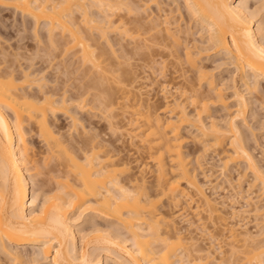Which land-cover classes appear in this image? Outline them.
<instances>
[{"label":"bare ground","instance_id":"6f19581e","mask_svg":"<svg viewBox=\"0 0 264 264\" xmlns=\"http://www.w3.org/2000/svg\"><path fill=\"white\" fill-rule=\"evenodd\" d=\"M0 5L34 18L38 42L36 51L22 42L30 35L25 20L16 36L8 25L4 36L0 33V264H264V148L255 152L256 127L247 119L250 110L259 114L256 104L264 110V0L254 5L252 0H0ZM43 20L44 38L36 27ZM110 32L117 36L110 38ZM119 49L130 59L140 54L142 78L161 85L162 102L144 97L141 83L140 94L137 84L128 88L126 62L109 60L122 54ZM40 62L61 75L82 68V80L74 86L66 79L72 90L66 81L60 83L64 88L49 85L53 79L41 73ZM222 65L228 76L214 71ZM113 82L124 85L114 89ZM231 95L236 104L227 102ZM73 106L98 110L111 133L126 125L143 155L137 149L139 155L128 158L119 138L117 144L107 137L98 122L89 125L99 129L88 128ZM128 106L137 108L129 117ZM216 106L229 112L225 119L212 116ZM117 109L122 123L115 119ZM58 113L70 116L75 134L61 130ZM185 127L200 148L188 146ZM29 132L45 142L43 163L28 144ZM209 153L217 157L230 196L217 193L220 184L211 173H203V180L197 176ZM242 161L244 170L234 178L232 166L238 169ZM41 169L51 174L46 183L37 181ZM243 180L249 185L245 195ZM239 197L245 203L229 204L228 211L226 202ZM183 202L193 203L196 220L175 210ZM77 205L93 214L88 219L99 216L107 226L83 233L76 216L63 211ZM245 211L258 219L256 232L234 220ZM205 222L212 227L217 222L216 232L201 226ZM196 230L208 244H200ZM220 236L230 254L216 245Z\"/></svg>","mask_w":264,"mask_h":264},{"label":"rangeland","instance_id":"374dc122","mask_svg":"<svg viewBox=\"0 0 264 264\" xmlns=\"http://www.w3.org/2000/svg\"><path fill=\"white\" fill-rule=\"evenodd\" d=\"M259 0H252V5H254V4H256L257 2H258ZM23 13L19 10H17V9H15V8H13V7H6V6H1L0 5V30H1V34L3 33V30L4 29H6L7 28V25H8V28L7 29H10L11 28V30H12V32L14 31V36H16V31H17V27H21L22 28V22H23V20H25L26 22H28L29 23V25H28V31H27V33L29 34L30 33V35H29V39H25V41H22V42H27L26 44L28 45V46H30L31 48H32V50L33 51H36V49L38 48V46H37V40H35V37L33 36V27H35V24H37V23H35L34 21L35 20H33L34 18H31V17H29L28 15H26V14H23ZM14 21V22H13ZM22 21V22H21ZM31 21V22H30ZM12 23L15 25H12ZM18 23V24H17ZM21 25H20V24ZM32 23V24H31ZM35 23V24H34ZM43 24H45V21L43 20L41 23H39V25H37L36 27H38L39 26V30H38V32L40 33V35L41 36H43V38H44V35L46 34V27H43ZM257 24V23H256ZM5 25V27L6 28H4L3 26ZM11 25H12V27H11ZM31 27H32V29H31ZM19 29V28H18ZM34 30H35V28H34ZM114 34V35H113ZM108 35H110V38H112V37H116L117 36V34L115 35V33H113V32H110V33H108ZM3 36H4V33H3ZM30 36H32V38H30ZM112 36V37H111ZM1 37H2V35H1ZM16 38H18V36L17 37H13L12 39H10V42H12V43H14V42H16L17 41V39ZM29 40V41H28ZM127 41H128V39H127ZM130 41V40H129ZM129 41L127 42V45L130 47L131 46V44L129 45ZM43 42L45 43L46 42V40L45 39H43ZM43 42H41V43H43ZM29 43V44H28ZM48 45V47H49V44L48 43H45V45ZM35 45H36V47H35ZM44 45V46H45ZM46 45V46H47ZM133 45V44H132ZM43 46V45H42ZM45 46V47H46ZM51 47V46H50ZM62 47V46H61ZM61 47H59L60 49H61ZM118 46H115V48H117ZM63 48V47H62ZM30 49V48H29ZM62 50V49H61ZM60 50V51H61ZM57 51L58 52H60L58 49H57ZM121 50L119 49L118 50V54L119 53H122V54H119L118 55V57H115V56H112V55H110V59L109 60H112L113 58H115V61L116 60H120V61H122V62H126V64H125V62H124V64H125V66H123V68H122V70L124 69V71L126 72V70H127V72H129L130 73V75L131 76H128V78H130V77H132L131 79H127L128 80V82H127V80H125V78L123 79L124 80V83H126V85L128 84V88H130V86L131 85H136V88L134 89L135 90V92H137V94L140 92V90L138 91L137 90V88L139 89V87H140V83H141V87H142V93H143V96L144 97H146V98H149L152 102H156V103H158V102H162V100H163V94H164V91L161 89V85H159V83L156 81H152L151 79H147V78H142V71H140L141 70V68H140V58H139V56H140V54L138 55V54H135V55H137V56H135L134 57V55H132L131 56V59L128 57V56H126V54L125 55H123L124 54V52H120ZM57 52V53H58ZM62 52V51H61ZM121 55H123L124 56V58H123V56L121 57ZM130 56V55H129ZM59 58H60V56H59ZM123 58V59H122ZM39 60L40 61H42L39 57H36V58H34V61L36 62V64H35V66H39V64L37 65V63L39 62ZM44 60V59H43ZM56 60V59H55ZM54 60V61H55ZM114 60V59H113ZM127 60V61H126ZM44 62V61H43ZM75 62H77V61H75ZM119 61H117V63H118ZM41 63L42 62H40V65H41ZM49 63V62H48ZM47 62L44 64V63H42V65L40 66V68H42V71H41V73H43V71L45 72V73H47V74H49V75H47V78L48 79H53V80H48L47 81V83L50 85H53V84H56V83H59L58 85L59 86H61V87H63L64 88V86H62L61 84H63V82L64 81H66L67 82V80L69 79V77H70V79L68 80L69 82H74L73 84H74V86L78 83V81H80L81 82V71H80V69H82V68H78V70L80 71H74L75 69H73V71L75 72V74H73L74 72L72 71L71 72V69H72V67L70 68V72H69V74L71 75H64V74H62V75H64L63 77H62V75H61V71L59 72L57 69H53V66H50L49 64H48ZM215 65L218 63V61H216V63L215 62H213ZM47 64H48V66H47ZM80 64V63H79ZM78 64V65H79ZM213 64V65H214ZM120 65H122V64H120ZM214 65V66H215ZM73 66H77V65H75V63H74V65ZM49 67V68H48ZM77 67H79V66H77ZM122 67V66H121ZM44 68V69H43ZM74 68V67H73ZM224 68V69H223ZM129 69H131V70H129ZM221 70V71H220ZM226 70V71H225ZM214 71H216L217 73H219V72H221L222 74H224L225 76H228L229 74H228V72H227V69H226V67H224V65H222L221 67H218V68H216ZM59 72V73H58ZM119 72L120 73H122L123 71H120L119 70ZM125 72H123V73H125ZM45 73H43V74H45ZM55 73V74H54ZM58 73V74H57ZM77 73V74H76ZM78 74H80V76L78 75ZM127 74V73H126ZM228 74V75H227ZM59 75V76H58ZM129 75V74H128ZM140 75H141V77H140ZM79 76V77H78ZM66 77V78H65ZM126 77V76H125ZM58 78V79H57ZM67 79V80H66ZM73 79V80H72ZM78 79V81H76ZM81 79V80H80ZM133 80H134V82H133ZM50 81V82H49ZM61 81H63V82H61ZM83 81H85L84 79H83ZM126 81V82H125ZM69 82H67L68 84H67V86H65L66 88H69L70 86V84H69ZM123 82V81H122ZM61 83V84H60ZM76 83V84H75ZM133 83V84H132ZM78 84H80V83H78ZM167 84V83H166ZM63 85H66L65 84V82H64V84ZM112 85H113V88L114 89H116L115 87H117L118 88V85H124V84H122V83H120V84H118V83H112ZM71 86H73V85H71ZM111 86V85H110ZM205 86V85H204ZM111 88V87H110ZM70 89H71V87H70ZM72 90V89H71ZM71 90H69V92L71 93ZM232 90L233 89H227V93H233L232 92ZM246 92V91H245ZM229 93V94H230ZM140 94V93H139ZM246 96H248V94L246 93ZM227 102L228 103H230V104H236V100H235V97L234 96H230V98H228L227 99ZM134 107V106H133ZM133 107L132 106H128L127 107V109H128V112H127V114H128V116L127 117H129L130 115H131V112L132 113H134V111L135 110H137V108H136V106L134 107L135 109H133ZM235 107H232V108H230V110H232V109H234ZM255 108H257V110H258V112H259V114L257 115V113H255L256 112V110H253V111H249V113H248V115H247V119L249 120L248 122H249V124L250 125H253V126H255L256 128L254 129V132H255V134L256 135H254L255 136V138H257V140H258V142L257 143H255V141L254 140H251V142H253L252 144L256 147V150H255V152L256 153H258V154H261V151H262V149L261 148H264V125H261V127H260V125H259V122L258 121H262V120H264V110L261 108V106H260V104H258V106H257V104L255 105ZM254 108V109H255ZM77 111V116L82 120L81 122H83L84 124L86 123L87 124V127L89 128V127H91V126H96L95 128H94V130H97L96 128H98V125H95V123L93 124V123H91L90 125H89V122L90 121H94V122H98V124L99 125H102V126H104L105 128H106V131L109 133L108 135H107V137H110V138H112L117 144H119L120 146H124V147H127V148H124L125 149V151H123V154H125V155H127V157L128 158H130V159H132V160H134L135 158H133V157H135V156H138L139 155V152H138V150H140V152L143 150V148H142V145H141V143L137 140V141H133V143H131V141H132V139L130 138V137H128L129 135H127L128 133L127 132H125V131H127V129H126V125L125 126H123L118 132H120L121 130V132H122V137H121V135H119V133L118 132H116V133H111V131L107 128V126H105V123L107 124V122H105V121H103V118H102V116H100V112H98V110H95V111H91V110H89V111H84V110H81V109H79V108H77L76 106H73V107H71V111ZM97 112V113H96ZM115 112H117V113H115ZM136 112V111H135ZM114 113L116 114V117H115V119H117V117L119 118V123H122V122H120L121 120H122V111H120V109L118 110H115L114 111ZM210 113H212V116L215 118V119H218V120H221V119H225L226 117H227V115H228V111L227 110H225V109H223L221 106H216V107H213V109L210 111ZM255 113V114H254ZM92 114V115H91ZM96 114H98V115H96ZM263 114V115H262ZM117 115H119V116H117ZM254 115L255 116H257V117H254ZM57 116L59 117V121H58V125H60L61 127V130L65 133V134H69V133H71V131H72V133L73 134H75V128H74V126H73V122H72V120H71V118H70V116L68 115L67 116V114H65V113H58L57 114ZM98 116V117H97ZM91 117V118H90ZM94 117V118H93ZM96 117V118H95ZM102 118V119H101ZM255 118V119H254ZM91 119V120H90ZM257 119H258V121H257ZM261 119V120H260ZM100 120V121H99ZM126 120V119H125ZM256 122V123H255ZM258 123V124H257ZM242 125H244V124H242ZM80 127V126H79ZM79 127H77V128H79ZM129 126H127V128H128ZM243 128H244V130H247L246 132H249V133H252V131H253V129L252 130H249V128L248 127H246L245 125L244 126H242ZM246 127V128H245ZM258 127V128H257ZM263 127V128H262ZM72 128V129H71ZM80 129V128H79ZM99 129V128H98ZM120 132V133H121ZM183 132H184V134L185 135H188V140H190L189 142H188V146L189 147H191V148H200L201 147V144L200 143H197V142H194V141H192L191 140V137H193V135H194V133H193V131H191V130H189L188 128H184L183 129ZM191 136V137H190ZM123 137H125V139H123ZM130 138V140L128 139V138ZM119 138V139H118ZM121 138L123 139V142L124 143H121L122 142V140H121ZM251 138H253V135L251 136ZM117 139L119 140V143H118V141H117ZM120 140H121V142H120ZM125 140V141H124ZM139 142V143H138ZM262 143V144H261ZM28 144H29V146L33 149V152H36L37 154H36V156H38V157H40L39 159L41 160L40 162H42L43 163V157L44 156H46L47 155V153H44V151H45V149H46V146H45V142L42 140V138L41 137H39L38 135H36V134H34V132H29L28 133ZM121 144H123V145H121ZM258 144V145H257ZM138 145H140V148H138L139 146ZM138 146V147H137ZM138 149V150H137ZM37 150V151H36ZM40 150V151H39ZM42 150V151H41ZM128 152H127V151ZM43 152V153H42ZM142 153V152H141ZM128 154H130L129 156H128ZM137 154V155H136ZM210 154V155H209ZM207 156H206V159L204 160H200V163L202 164L201 165V170L199 169V170H197V176H198V178H200L201 180H203V173L205 174V173H211L212 174V176H211V178L213 179V181L215 182V184L216 185H218V184H220V186L219 187H217V190H218V192L217 193H220L221 195H225V196H230L231 194H232V192H233V190L231 189V186H229V184H228V182L224 179V177H223V175L221 174V170H220V167L218 166V165H216V163L218 162L217 161V157H215V158H211L212 156H213V153H209ZM141 155V154H140ZM142 155H143V153H142ZM145 155V154H144ZM48 156V155H47ZM146 156V155H145ZM37 157V158H38ZM142 158V157H141ZM147 158V159H146ZM144 159H146L145 161H149L148 163L150 164V165H152L153 164V162H152V160L151 159H149L148 158V156H146ZM208 159V160H207ZM141 160V159H140ZM143 160V159H142ZM141 160V161H142ZM140 161V162H141ZM139 162V163H140ZM135 163V161H133L132 162V165H135L134 164ZM261 163L264 165V158H263V160L261 161ZM243 164H245V162L244 161H242V163L240 164V162H239V165H242V166H239L238 167V169H236V166L234 165V166H232V171H231V173H232V176L234 177V178H236V176L238 177V175H239V171H241V170H244V168H242L241 169V167H243ZM238 166V165H237ZM41 170H43L44 171V173L42 172V174H40V178H39V176H38V179H37V181H39L40 180V182H45L47 179H48V176L49 175H51L50 173H49V175L47 176L46 175V173H48L46 170H44V169H41ZM33 171H37V170H33ZM202 171V172H201ZM248 173V174H247ZM246 173V178H247V176H250V177H252L251 176V174H252V172H250V171H248ZM44 174V175H43ZM43 175V176H42ZM46 175V176H45ZM43 177V178H42ZM250 177L249 178H247V180L248 179H250ZM45 178V179H44ZM45 180V181H44ZM36 181V183H40V182H37ZM244 182H242V185H243V188L245 189V191H243V194L245 195L246 193H247V191H246V189L247 188H249V185H248V183H247V181L246 180H243ZM50 185H52L53 187H55L56 185H54L53 184V181L51 180V179H49L48 181H47ZM46 183V182H45ZM31 187V186H30ZM37 187V186H36ZM38 188V187H37ZM36 188V189H37ZM30 189H32V187L30 188ZM249 191L251 190V189H248ZM31 191L32 190H30V193H31ZM38 191H39V189H38ZM37 191V192H38ZM212 191H213V189H212ZM41 191H39V193H40ZM52 193H56L57 194V192L56 191H54V192H52ZM51 193V194H52ZM53 195H55V194H53ZM254 195V194H253ZM30 196H31V194H30ZM40 199H38V205H40L41 204V202H42V200H43V198H41V197H39ZM233 201V200H232ZM232 201H227L226 202V209L229 211V210H231V208H230V205L232 204V203H234V206H237L238 208H240V206L242 205V204H244L245 203V201H244V199L243 198H241V197H239L237 200H236V202L234 201V202H232ZM264 202V201H263ZM184 203V204H183ZM181 205H179L180 207H176V209L175 210H178L179 209V211H177V212H186V217H192L191 219H197L198 217H199V215L198 214H196V212H195V210H194V207H193V203H191V204H186V202H183ZM236 203V204H235ZM230 204V205H229ZM183 205V206H182ZM188 205V206H187ZM229 205V206H228ZM79 205H77L76 207H66L67 209H63V211L65 212V214H66V216L69 214V215H72L73 217L74 216H76V223H77V226L79 227V229H83V230H81V231H83V233H89V234H91V230H92V228H95L96 227V225L98 226H107V225H103L104 223L106 224V222L105 221H103V219L101 218V217H99V216H93V219L91 218V219H88V218H90L89 217V215L90 216H92L93 214H91V213H89V215H87V213H86V211H84V210H81V209H79V207H78ZM182 206V207H181ZM190 206V207H189ZM184 207V208H183ZM166 208H169V207H166ZM180 208H183L182 210H180ZM246 208H248V207H246ZM82 211V212H81ZM243 214L241 215H238V216H235L234 217V220H239V219H241L242 221V223H246L245 225H246V227H248L250 230H252V231H254V232H256L257 230H258V228H259V226H260V224L258 225V219H256V217H255V215L252 213V212H248V211H245V212H242ZM251 213V214H250ZM78 214V215H77ZM79 215H80V217H79ZM84 215V216H83ZM86 216H88V217H86ZM79 217V218H78ZM96 221V223H95V221ZM98 220V221H97ZM78 221V222H77ZM91 221V222H90ZM101 222V224H99ZM202 221H200V223H201ZM218 222V221H217ZM217 222H216V226L218 225L219 226V224H217ZM196 223H199L198 221L196 222ZM207 223V224H206ZM205 224V225H204ZM207 226L208 228H210L212 231L214 230V228H216V226L215 225H213V227H212V222H211V224L209 223V222H205V223H203L201 226ZM210 225V226H209ZM90 226H92V227H90ZM116 227H117V225H115ZM215 226V227H214ZM218 226H217V228H218ZM90 227V229H88ZM198 230V229H197ZM196 230V231H197ZM197 232H199V231H197ZM214 232H216V229L214 230ZM82 233V232H81ZM218 233V232H217ZM88 234V235H89ZM199 234H202V233H198V236H200ZM263 234H264V232H263ZM92 235V234H91ZM91 235H89V236H87L86 238H85V240H89L90 238H91ZM257 238L258 239H260V238H262V236H261V234H258L257 235ZM202 239H204V237H203V235H201L200 236V239H199V242H200V244H202V245H204V244H208V242H209V240L208 239H204V240H202ZM220 239H222V237L220 236L219 238H218V240H216V245H218V246H221L220 248H222V250L224 249L225 251H226V249L228 250V248H229V245L228 244H226V241L224 240V238L222 239V240H220ZM205 241H207V242H205ZM228 247V248H227ZM244 253L245 252H243V253H241V252H238V256L239 255H242V257H244ZM227 254H230L229 253V250H228V252L226 251L225 252V255H227ZM246 254V253H245ZM241 256H240V258H242ZM239 257H238V259H240ZM240 260H242V259H240ZM43 262H46L45 260H43L42 261V263ZM243 262V263H242ZM244 264V260H242V261H240V264ZM110 264H114L113 262H110Z\"/></svg>","mask_w":264,"mask_h":264}]
</instances>
